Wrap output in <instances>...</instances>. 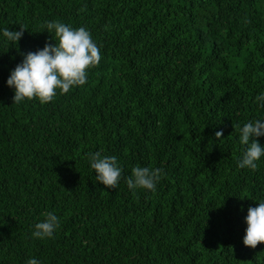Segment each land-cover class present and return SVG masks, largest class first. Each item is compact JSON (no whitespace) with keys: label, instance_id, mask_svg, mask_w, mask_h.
Instances as JSON below:
<instances>
[{"label":"trees","instance_id":"trees-1","mask_svg":"<svg viewBox=\"0 0 264 264\" xmlns=\"http://www.w3.org/2000/svg\"><path fill=\"white\" fill-rule=\"evenodd\" d=\"M46 21L87 28L102 59L85 85L16 104L5 81L54 43ZM5 27L24 32L0 39V264H264V243L242 244L264 157L239 168L236 131L264 116V0H0ZM96 151L122 166L115 189ZM135 166L163 170L156 191L128 189ZM49 212L59 226L33 239Z\"/></svg>","mask_w":264,"mask_h":264},{"label":"clouds","instance_id":"clouds-1","mask_svg":"<svg viewBox=\"0 0 264 264\" xmlns=\"http://www.w3.org/2000/svg\"><path fill=\"white\" fill-rule=\"evenodd\" d=\"M42 28L51 33L54 43H46L42 49L22 54V61L9 72L5 81L13 90V102L20 104L27 100H38L41 104L51 102L58 94H67L75 87L88 81L89 70L99 65L102 59L101 47L94 41L91 32L83 27H73L60 21H46ZM24 29L13 31L0 28V39L17 45ZM258 107L264 109V92L255 97ZM236 131L241 145L242 156L237 161L241 169L256 170L258 161L264 157V145L258 142L264 137V116L250 119L243 125H237ZM216 138L223 136L222 131L215 133ZM87 162L95 172V181L108 188L115 189L122 179V166L116 156L102 155L100 151L87 155ZM164 173L160 168L135 166L131 174L123 177L129 190L156 191ZM255 207H248L244 217L246 225L242 244L255 248L264 243V197L253 199ZM59 226V218L52 212L32 225L33 239L51 238ZM27 264H42L36 258H29Z\"/></svg>","mask_w":264,"mask_h":264}]
</instances>
